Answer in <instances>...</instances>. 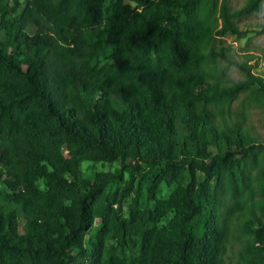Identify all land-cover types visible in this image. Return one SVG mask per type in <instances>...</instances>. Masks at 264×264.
<instances>
[{
  "label": "trees",
  "instance_id": "1",
  "mask_svg": "<svg viewBox=\"0 0 264 264\" xmlns=\"http://www.w3.org/2000/svg\"><path fill=\"white\" fill-rule=\"evenodd\" d=\"M105 1L0 0V264H227L234 242L264 264V139L229 109L264 106V75L217 40L264 0ZM127 161L136 185L107 192Z\"/></svg>",
  "mask_w": 264,
  "mask_h": 264
},
{
  "label": "rangeland",
  "instance_id": "2",
  "mask_svg": "<svg viewBox=\"0 0 264 264\" xmlns=\"http://www.w3.org/2000/svg\"><path fill=\"white\" fill-rule=\"evenodd\" d=\"M247 0H229V3L233 8L242 7ZM123 4H130L129 0H122ZM117 5V0H106L104 3V10L106 14L111 8ZM106 15V16H107ZM239 25L242 29L248 30V33L244 37H239L231 33H224L222 36H218V45L224 46L231 49V55H233L239 61H249L253 65V70L259 74L264 75V34H259L257 31L264 26V7L261 12L253 13L251 15L243 17L239 21ZM220 27V25H219ZM219 64L224 65L225 61L219 59ZM223 73L226 78H229L230 81H238L244 78L242 72L234 66H224ZM229 83V82H228ZM230 111L234 114L236 113H245L246 120L245 124L249 129H251L255 135L264 139V106L257 104L256 102H250L249 91H244L240 93L236 100L233 101ZM67 153V152H66ZM125 165H128V168L123 169V178L117 179L109 184L107 192H116L120 190L126 182L131 181L135 186L139 179V171L134 167V163L127 161ZM123 164L120 161L115 162H94V161H85L83 162L81 168L84 172V176L88 178H93L96 172H117L123 168ZM161 164L151 165V164H141L142 169L146 172L150 171L151 173L156 172L161 168ZM16 189L20 188V183L15 182L14 184ZM41 185L44 186V183L41 182ZM176 188L175 185H168L162 183L159 186L158 198L167 199L171 193ZM135 202V199L128 197L123 202L122 213L124 215L128 214L129 207L131 203ZM138 202L143 203V196H140ZM114 208H118V204H114ZM172 216L167 217L159 223L163 225L170 219ZM102 224V219H96L94 226L91 229L90 235H94ZM109 245L115 244L116 239L109 240ZM237 252L238 246L234 242L230 247L227 254V264H237ZM129 255H137L138 248L136 246V241L131 242L130 249H127Z\"/></svg>",
  "mask_w": 264,
  "mask_h": 264
}]
</instances>
